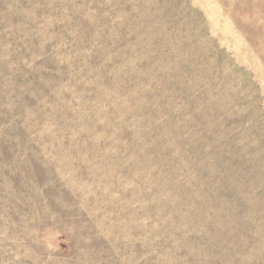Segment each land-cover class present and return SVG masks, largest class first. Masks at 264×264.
Masks as SVG:
<instances>
[{"label": "rangeland", "instance_id": "1", "mask_svg": "<svg viewBox=\"0 0 264 264\" xmlns=\"http://www.w3.org/2000/svg\"><path fill=\"white\" fill-rule=\"evenodd\" d=\"M0 264H264V0H0Z\"/></svg>", "mask_w": 264, "mask_h": 264}]
</instances>
